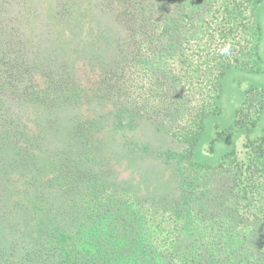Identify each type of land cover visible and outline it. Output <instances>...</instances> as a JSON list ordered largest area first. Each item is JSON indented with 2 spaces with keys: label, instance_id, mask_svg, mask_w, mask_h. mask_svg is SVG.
Listing matches in <instances>:
<instances>
[{
  "label": "trees",
  "instance_id": "1",
  "mask_svg": "<svg viewBox=\"0 0 264 264\" xmlns=\"http://www.w3.org/2000/svg\"><path fill=\"white\" fill-rule=\"evenodd\" d=\"M263 1L0 0V264H264V138L194 156L224 72L259 69ZM97 108L179 147L159 155L175 191L117 179ZM263 111L264 87L248 89L221 138Z\"/></svg>",
  "mask_w": 264,
  "mask_h": 264
},
{
  "label": "rangeland",
  "instance_id": "2",
  "mask_svg": "<svg viewBox=\"0 0 264 264\" xmlns=\"http://www.w3.org/2000/svg\"><path fill=\"white\" fill-rule=\"evenodd\" d=\"M255 17L260 31L257 46L259 69L231 67L224 72L219 99L220 112L206 118L204 134L194 150V156L199 162L215 163L227 152L240 151L245 140L264 138V111L255 125L234 128L229 137L221 138L233 125L236 109L241 105L248 89L264 87V1L256 7ZM95 19L97 25L103 23L100 14H97ZM105 29L109 35L101 34V36L110 41L115 40L116 28L107 23ZM89 49L92 58L98 63L109 58V53L107 54V50L101 45H90ZM77 57L81 56L77 55ZM107 109L97 108L94 111H99V115H106L102 152L111 164L114 163L117 179L127 183L132 190L144 196H159L175 191L176 184L171 165L162 161L159 155L163 151L175 150L179 147L147 121H141L130 129L114 127L110 115L106 114ZM76 112L78 114V111ZM79 112L82 113L81 110ZM83 112L90 115L93 113V108L83 107ZM126 143L130 145L128 149ZM210 143V150L204 147ZM142 146L146 148L142 149Z\"/></svg>",
  "mask_w": 264,
  "mask_h": 264
}]
</instances>
